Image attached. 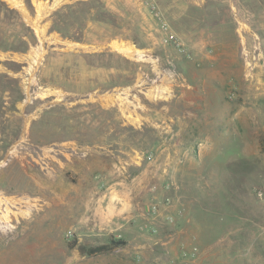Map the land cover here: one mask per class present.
<instances>
[{
  "label": "rangeland",
  "instance_id": "374dc122",
  "mask_svg": "<svg viewBox=\"0 0 264 264\" xmlns=\"http://www.w3.org/2000/svg\"><path fill=\"white\" fill-rule=\"evenodd\" d=\"M153 2L0 0V264H161L167 201L192 259L264 246V0ZM187 105L201 130L236 113V138L186 140Z\"/></svg>",
  "mask_w": 264,
  "mask_h": 264
},
{
  "label": "crops",
  "instance_id": "0c3cea01",
  "mask_svg": "<svg viewBox=\"0 0 264 264\" xmlns=\"http://www.w3.org/2000/svg\"><path fill=\"white\" fill-rule=\"evenodd\" d=\"M225 107V106H224ZM221 108H223V106H221ZM186 115L182 116V119L180 120L181 123V132L183 133V136L186 140H188L190 137L192 138L193 135H195V133L197 135H202L203 137L200 138L202 139H206L207 137H209V135L213 137V135H225L224 136V140H231V139H235L236 138V133L237 131L234 129L237 123L241 124V120H237V115L236 113H232L230 115V113L228 112L226 114V112L224 114H219L218 116H212L211 113H209V116H205V120L204 124L207 123L210 125V128H206L205 130H201V126H200V120L194 121L192 120V117L190 116V112H189V108L187 105L186 108ZM218 123V124H217ZM203 124V123H202ZM218 125L217 129H215V126ZM195 138V137H193ZM228 155H232L228 152ZM167 161V160H166ZM167 162H171V160L167 161ZM169 166V164L167 165ZM182 167V166H181ZM176 168V172L174 170V168L172 167H168L170 169H172L174 172H172V175L176 181V183L178 182L179 185L182 187V182H181V177L176 176L179 175V172H182V168ZM171 176V175H170ZM165 192V191H164ZM177 199V198H176ZM111 206V204H108V208ZM127 206V205H126ZM179 205L177 203L172 204L168 207L167 212L174 214V216L176 217V224L171 227L172 232L170 233L169 238L166 240L163 239V241L160 243L161 246H163V248L166 250L165 252L162 253V262L161 264H210V255L209 254H203L201 255L200 258L197 259H192L190 258V252L189 251V247L191 245L192 242H188L187 240H183L181 237V233L184 232V228L182 226H180V224L184 221V222H191L190 220H192L191 216L189 215V210H188V206L187 209L183 207V210L180 209V207H178ZM125 204L124 206H120V209L116 212L117 214V218L118 220L121 219H125L126 217H131L133 216V212L128 214V215H124L122 217L118 216L125 208ZM129 207V204H128ZM158 224L160 225V232L159 234L164 231V228L162 226L165 225V228H167V224L163 223L161 220H158ZM149 236V235H148ZM187 236V235H186ZM150 237V236H149ZM154 241H159V236L155 235L154 236ZM258 241V240H257ZM145 244V243H144ZM143 244V245H144ZM146 245V244H145ZM238 252H235L236 250ZM204 250V248H203ZM226 251L228 252L227 255L222 256V257H218L216 259H213L212 263L213 264H237L238 260L241 259L240 256H243L242 254H244V260L245 262L243 264H264V257L261 256V253L264 254V246L263 244L257 243L255 242L252 243L249 246L244 247L243 249L239 248H235V247H230V248H226ZM232 253V254H229ZM214 253V252H212ZM216 253H221V252H215ZM235 253V254H233ZM105 254V253H104ZM166 254H169L168 256H166ZM100 255V254H97ZM260 255V258H259ZM220 256V255H218ZM221 258H226V259H221ZM246 260H249L250 262H246Z\"/></svg>",
  "mask_w": 264,
  "mask_h": 264
},
{
  "label": "built area",
  "instance_id": "2783aa9c",
  "mask_svg": "<svg viewBox=\"0 0 264 264\" xmlns=\"http://www.w3.org/2000/svg\"><path fill=\"white\" fill-rule=\"evenodd\" d=\"M142 2H144L148 6L151 12L157 14V8L153 0H142ZM257 56L253 55L252 59L250 57L247 58L246 63L249 65H253L256 62H261L264 60L262 53L257 52ZM254 193L256 194V196L262 198L264 194V187L262 186L254 187ZM169 205L170 204L168 201L165 204L164 203L151 204L146 217V221H147L146 228L150 234L152 235L159 234L160 225L158 224V220H161L163 223L167 225L175 224L176 217L174 216V214L167 212Z\"/></svg>",
  "mask_w": 264,
  "mask_h": 264
},
{
  "label": "trees",
  "instance_id": "16d2710c",
  "mask_svg": "<svg viewBox=\"0 0 264 264\" xmlns=\"http://www.w3.org/2000/svg\"><path fill=\"white\" fill-rule=\"evenodd\" d=\"M123 241L115 242L110 241L109 243H102L97 245H84L78 244L77 249L80 254L87 255V256H94L97 254H104L109 253L112 250L116 249L119 245H123Z\"/></svg>",
  "mask_w": 264,
  "mask_h": 264
},
{
  "label": "bare ground",
  "instance_id": "6f19581e",
  "mask_svg": "<svg viewBox=\"0 0 264 264\" xmlns=\"http://www.w3.org/2000/svg\"><path fill=\"white\" fill-rule=\"evenodd\" d=\"M1 201H3L4 199H0Z\"/></svg>",
  "mask_w": 264,
  "mask_h": 264
}]
</instances>
